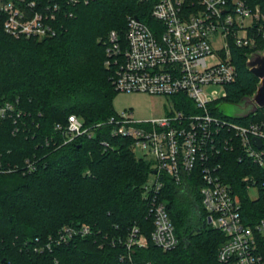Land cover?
Wrapping results in <instances>:
<instances>
[{"label":"trees","instance_id":"obj_1","mask_svg":"<svg viewBox=\"0 0 264 264\" xmlns=\"http://www.w3.org/2000/svg\"><path fill=\"white\" fill-rule=\"evenodd\" d=\"M31 1V11L57 6L54 35L14 37L4 31L0 11V103L14 107L0 118V163L14 168L0 173V264H216L224 235L203 225L197 180L176 186L162 176L161 199L177 245L162 250L149 241L128 252L123 242L133 225L148 238L152 230L144 197L152 161L135 153L129 137L111 136L109 125L66 143L54 128L70 114L90 126L115 113L111 70L104 63L107 35L111 29L123 31L129 15L154 25L153 1L23 0ZM244 1L263 14L264 0ZM255 25L260 30L249 31L254 48L232 47L236 78L225 86V102L236 103L256 90L258 78L246 59L264 50V20L249 29ZM220 114L238 124L264 121V107L239 119ZM222 134L233 137L225 128ZM26 160L35 162L33 171L26 172ZM213 161L239 195L245 219L251 223L264 216V167L239 160L238 152L228 148ZM250 186H257V196L248 195ZM82 224L89 234L56 243L64 226ZM47 242L51 248L40 250Z\"/></svg>","mask_w":264,"mask_h":264},{"label":"built area","instance_id":"obj_2","mask_svg":"<svg viewBox=\"0 0 264 264\" xmlns=\"http://www.w3.org/2000/svg\"><path fill=\"white\" fill-rule=\"evenodd\" d=\"M152 1L151 16L156 23L151 26L136 15H129L123 31H109L104 63L111 70L115 91L172 97L170 110L162 117L145 121L133 120L129 111L115 112L106 122L90 126L82 117L70 114L64 124L57 123L54 128L66 143L78 136L91 137L97 128L109 125L111 136L133 140L138 156L146 158L150 154L153 171L144 185V197L152 230L148 238L133 225L123 242L126 251L146 247L149 241L162 250L177 245L174 225L161 199L162 176L167 175L176 186L197 180L204 223L224 235L216 264H264V216L251 223L245 219L239 195L224 182L220 165L213 161L228 148L238 152L239 160L248 159L264 167V121L238 124L225 119L217 107L226 97L225 86L236 78L232 47L254 45L252 34L260 27H249L264 20L263 14L244 0ZM17 2L24 6L13 0H0L6 33L39 38L55 34L51 22L56 5L54 11L46 8L41 12L31 11L33 1ZM212 85L223 91L208 90ZM13 111L12 103H0V118ZM224 128L233 133L231 139H224ZM254 138L261 141V147ZM103 143L107 145L106 141ZM35 167L34 161L26 160V172ZM10 170L14 168L5 169L0 163V173ZM89 233L86 224L64 226L56 243ZM50 245L47 242L40 250L50 249Z\"/></svg>","mask_w":264,"mask_h":264},{"label":"rangeland","instance_id":"obj_3","mask_svg":"<svg viewBox=\"0 0 264 264\" xmlns=\"http://www.w3.org/2000/svg\"><path fill=\"white\" fill-rule=\"evenodd\" d=\"M213 89L219 93L223 91V88L218 85H212L208 88V90ZM111 102L116 113L129 111L133 120L145 121L164 116L170 110L173 99L172 97L142 91H115ZM219 108L223 113L229 115H238L243 111L240 106L222 100L219 101ZM137 153L139 154V152ZM146 158L150 159V154H147ZM247 193L250 197L257 196V186L250 188Z\"/></svg>","mask_w":264,"mask_h":264},{"label":"water","instance_id":"obj_4","mask_svg":"<svg viewBox=\"0 0 264 264\" xmlns=\"http://www.w3.org/2000/svg\"><path fill=\"white\" fill-rule=\"evenodd\" d=\"M263 17H264V11H263ZM250 47L254 48V45H250ZM246 67L254 76L258 78V84L256 90L253 92L251 96H243L236 103L226 102L229 104L240 106L243 110L242 113L238 115L225 114L220 110L219 103L217 104L219 111H221L225 115L237 119L245 118L249 114L255 113L258 108L264 107V50H256L249 53L246 59ZM253 140L258 147L262 146V143L259 139L254 138ZM204 224L205 223H203V225Z\"/></svg>","mask_w":264,"mask_h":264}]
</instances>
